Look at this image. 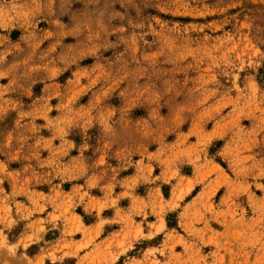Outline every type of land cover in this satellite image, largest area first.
<instances>
[{
    "label": "rangeland",
    "instance_id": "374dc122",
    "mask_svg": "<svg viewBox=\"0 0 264 264\" xmlns=\"http://www.w3.org/2000/svg\"><path fill=\"white\" fill-rule=\"evenodd\" d=\"M0 264H264V0H0Z\"/></svg>",
    "mask_w": 264,
    "mask_h": 264
}]
</instances>
